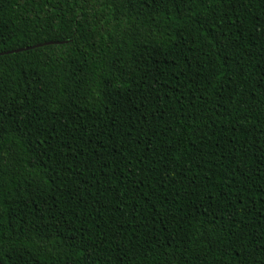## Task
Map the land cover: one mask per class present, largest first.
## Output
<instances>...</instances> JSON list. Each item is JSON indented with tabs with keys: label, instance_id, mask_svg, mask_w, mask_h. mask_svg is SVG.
<instances>
[{
	"label": "trees",
	"instance_id": "trees-1",
	"mask_svg": "<svg viewBox=\"0 0 264 264\" xmlns=\"http://www.w3.org/2000/svg\"><path fill=\"white\" fill-rule=\"evenodd\" d=\"M0 264H264V0H0Z\"/></svg>",
	"mask_w": 264,
	"mask_h": 264
},
{
	"label": "water",
	"instance_id": "water-1",
	"mask_svg": "<svg viewBox=\"0 0 264 264\" xmlns=\"http://www.w3.org/2000/svg\"><path fill=\"white\" fill-rule=\"evenodd\" d=\"M25 50H28V49H25ZM20 51H23V50H18V51H15V53H17V52H20ZM7 54H9V53H7Z\"/></svg>",
	"mask_w": 264,
	"mask_h": 264
}]
</instances>
